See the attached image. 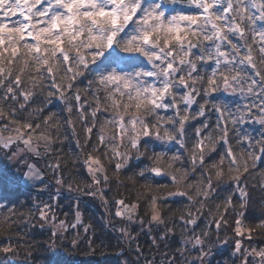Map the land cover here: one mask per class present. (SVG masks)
Listing matches in <instances>:
<instances>
[{"label":"snow or ice","instance_id":"obj_1","mask_svg":"<svg viewBox=\"0 0 264 264\" xmlns=\"http://www.w3.org/2000/svg\"><path fill=\"white\" fill-rule=\"evenodd\" d=\"M260 160L264 0H0V227L15 229L0 264L95 236L83 196L104 208L100 233L116 243L95 238L120 264H264V180L249 179ZM113 184L133 199H110Z\"/></svg>","mask_w":264,"mask_h":264},{"label":"trees","instance_id":"obj_2","mask_svg":"<svg viewBox=\"0 0 264 264\" xmlns=\"http://www.w3.org/2000/svg\"><path fill=\"white\" fill-rule=\"evenodd\" d=\"M221 99L224 102H227V103H232V102L235 101V97L221 96ZM37 103H39V101H37ZM53 110H55V109H53ZM200 119H203V118H200ZM215 119H216L215 116L211 117V120H212L213 123L215 122ZM195 123H197V122L193 121V124H195ZM253 127L258 128L259 126L254 125ZM193 130H194L193 128H189V130H188L189 134H191L193 132ZM77 131L81 132V137H82V131L79 128V126L77 127ZM5 135H7V133H5ZM61 135H62V133H61ZM93 140L95 141V136L93 137ZM190 146L191 145L189 143V147ZM169 147L172 149V151L178 150L176 145H170ZM233 147L235 148V143L234 142H233ZM68 148H69V145L65 144V146H64V154H65L66 158L70 159L71 157H70V154L68 152ZM101 159L103 160V157H101ZM104 162L107 163L106 161H104ZM146 162L147 161H145V163ZM39 163H40L41 166H43L45 161L41 160ZM249 165L251 166V161H249ZM70 171L72 172V175L75 178V182L80 184L81 187H83L84 183L88 181V176L86 174L85 169L81 165L77 164L75 166V168H72L70 166ZM109 176H112V172L111 171L109 172ZM120 179L122 181H124L125 184L129 183L125 179L124 176H121ZM156 179H157V181L159 183H167L168 182V179L166 177H158ZM249 179H250V182H253V183L257 182L258 180H264V160H260L258 162V167L256 168V171L254 173V177H250ZM10 187L11 186H9V185H7L5 183V184L0 185V190H2L5 194H7ZM137 187H139V184H137ZM111 188H112L111 192L108 193V196H109L110 199H120V198H126L128 200L133 199V197H130L128 195V189L126 187H121L119 190H117L115 184H113L111 186ZM168 190H174V189H162L161 191L162 192H166ZM15 191L19 195V199L20 200H24L25 199L26 192H24V190L22 188L15 189ZM141 191H143V189H141ZM20 193H25V195H20ZM82 200H87L91 205H93L96 208L97 211L100 212L101 216H104V212L102 210L101 203H100V201L98 199H93L90 196H83ZM177 200L180 203L184 202V201H180V198H177ZM15 202H16L15 197H10L9 200L4 201V203H6V204L15 203ZM67 203H68V201H63L62 200V204L63 205H66ZM178 206H179L178 203L171 204V207L173 208L174 211L177 209ZM27 207H28V205H25L24 208L21 209L19 203H17V210L18 211L19 210H25L26 211ZM82 210L84 212L83 219H84V223L85 224L90 223L93 220L95 221V225H94L95 226V236H101V239H104L105 242H109L110 241L111 244L115 245V243H116L115 238L109 232L104 231V234L101 235L99 227H98L99 221L94 217L93 213L88 208L84 207L83 205H82ZM67 211H68V208L64 207L63 208V212H67ZM63 212H59L58 213V215H60V218H62V219L64 218L63 217ZM8 214H9V209L3 207L2 205H0V222H2L3 218L5 216H7ZM249 219H251V218H249ZM250 226H254V225H250ZM10 234L14 235L15 234V229H13L12 233H8V232L5 231V229L3 227H0V241L3 240L4 236L10 235ZM80 236H81V243H80L79 247L75 251H73L71 249H67V254H65V251H63V250L57 251L55 254L47 255L46 256V262L44 260H41L40 264H71L69 261H72V260H73L72 262L79 261L84 256H93L94 258H101V259H103V263L102 264H117V261L119 259L117 257H115V253L120 251L119 248L109 247V248H106V249H101V247H100V239H96L92 231H89L85 235L83 233V231L81 230L80 231ZM71 238H72V236L70 235L69 236V240ZM254 238L258 242L264 241V236H255ZM146 239H147V237H143V236L140 239V243L144 246L145 249H147V247H148L147 244L145 243ZM90 240L92 241V247L96 249V253L94 255L93 254L85 255V253L87 252V248H88V242ZM13 242L15 243V241H13ZM20 251H21V253L23 252V248L22 247H21ZM13 259H15L17 261H23L24 257H23V255H21L19 257H15ZM76 264H96V263L91 261V262H88V263L80 262V263H76ZM118 264H120V262Z\"/></svg>","mask_w":264,"mask_h":264},{"label":"rangeland","instance_id":"obj_3","mask_svg":"<svg viewBox=\"0 0 264 264\" xmlns=\"http://www.w3.org/2000/svg\"><path fill=\"white\" fill-rule=\"evenodd\" d=\"M5 163L6 162H4V161H0V170H6L5 169ZM3 165V166H2ZM24 192H25V190H24ZM46 197V196H45ZM45 199H47V197L45 198ZM84 206H86L85 204H84ZM88 207V206H87ZM86 207V208H87ZM91 211V210H90ZM93 215H94V217L98 220L99 219V217L97 216V214H95V213H93ZM106 231V230H105ZM122 259H124V257H120L119 258V260L117 261V264L120 262V260H122ZM73 261V260H72ZM72 261H69L70 263H73ZM91 261H93V262H95L96 264H102L103 263V259H101V258H94L93 256H84V257H82L80 260H79V263L80 262H82V263H88V262H91Z\"/></svg>","mask_w":264,"mask_h":264},{"label":"built area","instance_id":"obj_4","mask_svg":"<svg viewBox=\"0 0 264 264\" xmlns=\"http://www.w3.org/2000/svg\"><path fill=\"white\" fill-rule=\"evenodd\" d=\"M133 258H134V257H133ZM216 259L219 260L218 257H216Z\"/></svg>","mask_w":264,"mask_h":264},{"label":"water","instance_id":"obj_5","mask_svg":"<svg viewBox=\"0 0 264 264\" xmlns=\"http://www.w3.org/2000/svg\"><path fill=\"white\" fill-rule=\"evenodd\" d=\"M115 256H116V254H115Z\"/></svg>","mask_w":264,"mask_h":264}]
</instances>
